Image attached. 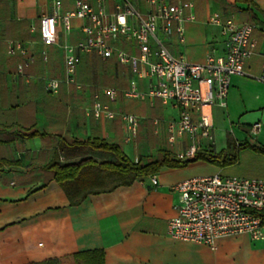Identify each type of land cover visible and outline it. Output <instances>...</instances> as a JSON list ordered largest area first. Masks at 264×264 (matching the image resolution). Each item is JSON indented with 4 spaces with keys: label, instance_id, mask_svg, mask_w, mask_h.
I'll return each mask as SVG.
<instances>
[{
    "label": "crops",
    "instance_id": "1",
    "mask_svg": "<svg viewBox=\"0 0 264 264\" xmlns=\"http://www.w3.org/2000/svg\"><path fill=\"white\" fill-rule=\"evenodd\" d=\"M85 1L99 9L97 0ZM129 1L141 12L147 9L142 0ZM192 1L195 20L184 23L185 41L180 42L176 33L166 38L172 53L187 61L203 63L208 54L225 53L223 27L209 21L216 12L223 19L234 15L239 23L257 26L255 55L243 66L245 75L232 76L227 104L205 107L212 116L213 141L197 135L199 150L219 153L229 138L249 146L238 151L232 165L220 167L204 160L179 168L165 165L145 179L88 194L79 204H71L48 169L53 161L65 165L114 160L110 152L72 145L73 140L99 138L118 144L129 159L145 163L164 152L179 159L177 154L186 152L192 142L186 134L178 135L175 144L169 142L167 124L180 116L175 103L124 96L133 83L146 90L155 79L138 78L115 56L83 55L76 71L78 84L62 81L50 91V79L65 77L63 45L83 37L84 21L74 17L71 32L60 27L58 40L45 47L40 19L53 13L54 0H0V264L36 263L97 249L104 252L105 264H264V238L239 233L217 239L210 247L168 234V220L177 215L179 204L174 184L213 174L264 179V154L252 147L264 148V82L256 79L264 64V0ZM61 2L62 12L75 8L76 0ZM115 2L104 0L103 10L112 14ZM18 40L28 47V57L9 55L8 42ZM121 46L132 51L127 43ZM20 63L25 64L23 74L18 72ZM105 87L118 89L119 95L111 101L101 94V103L117 113L140 117L138 135L130 142L121 117L96 118L92 111L95 95ZM193 114L197 120L199 114ZM255 123L261 128L252 135ZM153 175L157 185L152 184Z\"/></svg>",
    "mask_w": 264,
    "mask_h": 264
},
{
    "label": "built area",
    "instance_id": "2",
    "mask_svg": "<svg viewBox=\"0 0 264 264\" xmlns=\"http://www.w3.org/2000/svg\"><path fill=\"white\" fill-rule=\"evenodd\" d=\"M142 1L147 6L145 12L129 0H116L115 12L109 14L103 10L104 0H97L99 9L88 1L76 0L75 8L66 12H62L61 0H54L53 13L40 19L43 45L47 47L58 40L60 27L70 33L74 17L84 21L81 27L83 37L75 43L63 45L65 77L62 80L50 79L47 88L55 92L62 81L78 84L76 71L83 55L96 53L103 59L115 56L128 65L131 73L138 78L155 79L146 90L133 83L124 91L126 98H159L178 106V120L167 124L169 142L175 144L178 135H188L192 145L177 156L192 159L200 149L197 135L210 141L214 138L212 116L205 107L219 103L225 106L232 76L246 74L243 66L256 52L257 42L253 39V32L257 26L249 22L239 23L234 15L223 19L216 12L209 21L223 27L227 41L225 53L217 56L208 54L203 63H193L182 55H174L166 44V38L176 33L180 42L185 41L184 23L195 20L194 2ZM122 43L131 45L132 51L121 46ZM7 50L12 56L18 53L29 55L28 47L20 40L9 41ZM43 57L47 58L46 50ZM24 67L25 64H19L20 74H23ZM261 68V74L256 79L264 82V64ZM101 94L114 101L119 91L105 87L95 95L92 107L95 117H121L128 131L126 140L135 139L140 117L115 112L101 103ZM193 113L199 114L197 120ZM260 128V123L252 124L250 134H257ZM151 180L153 185L158 184L156 175ZM173 189L179 193L177 215L171 217L167 225L168 234L173 239L214 247L217 239L239 233H245L251 239L264 238V179L221 174L194 176L174 184Z\"/></svg>",
    "mask_w": 264,
    "mask_h": 264
},
{
    "label": "trees",
    "instance_id": "3",
    "mask_svg": "<svg viewBox=\"0 0 264 264\" xmlns=\"http://www.w3.org/2000/svg\"><path fill=\"white\" fill-rule=\"evenodd\" d=\"M71 143L76 146L82 145L104 150L114 156V160L104 163L89 160L80 164L66 163L64 165L53 161L48 169L65 190L71 204H79L88 194L109 191L118 185L131 184L137 179H145L165 165L179 168L196 160L208 161L220 167L232 165L238 160V151L249 146L238 144L237 140L229 138L227 148L219 153L197 150L192 159L183 160L170 152H164L158 159L145 163L141 160L132 161L120 145L108 143L99 138L73 140ZM252 147L264 154L263 147ZM107 182L111 184L107 186ZM29 264H105V259L104 252L97 249Z\"/></svg>",
    "mask_w": 264,
    "mask_h": 264
},
{
    "label": "rangeland",
    "instance_id": "4",
    "mask_svg": "<svg viewBox=\"0 0 264 264\" xmlns=\"http://www.w3.org/2000/svg\"><path fill=\"white\" fill-rule=\"evenodd\" d=\"M109 184H111V182H107V186H109Z\"/></svg>",
    "mask_w": 264,
    "mask_h": 264
}]
</instances>
